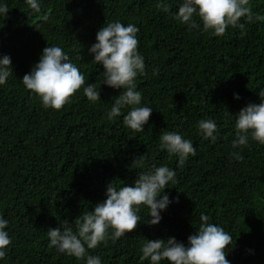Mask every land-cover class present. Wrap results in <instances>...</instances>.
<instances>
[{
    "label": "trees",
    "instance_id": "obj_1",
    "mask_svg": "<svg viewBox=\"0 0 264 264\" xmlns=\"http://www.w3.org/2000/svg\"><path fill=\"white\" fill-rule=\"evenodd\" d=\"M4 2L9 12L0 17V56L10 57L13 75L0 86V216L9 221L11 244L0 264H84L49 247L48 228L92 211L106 198L108 182L131 186L139 171L161 164L175 170L176 182L164 189L173 202L160 222L146 223L141 206L132 232L102 242L90 255L102 264H140L144 239L186 244L204 213L232 235L230 264H264V145L249 140L242 151L231 147V115L259 103L264 88V0L248 4L260 19L243 31L228 27L220 37L176 20L178 0H41L39 14L24 0ZM117 20L139 29L145 71L135 83L141 103L153 110L141 132L125 127L122 116L102 118L120 90L99 87L103 68L91 62L88 49L99 28ZM47 44L69 55L86 84L97 82L100 100L90 102L81 88L59 110L41 106L20 79ZM202 118L216 120L215 143L198 134ZM164 131L182 134L196 149L180 167L159 146Z\"/></svg>",
    "mask_w": 264,
    "mask_h": 264
},
{
    "label": "clouds",
    "instance_id": "obj_2",
    "mask_svg": "<svg viewBox=\"0 0 264 264\" xmlns=\"http://www.w3.org/2000/svg\"><path fill=\"white\" fill-rule=\"evenodd\" d=\"M24 3L34 14L41 12V0H24ZM248 4L249 0H178V10L173 16L186 24L189 30L220 37L228 27L243 31L246 23L260 19L252 13ZM162 11L169 12V8L164 7ZM8 12V5L0 0V17L5 19ZM42 18L46 20L47 16ZM138 31L133 23L123 24L119 20L105 22L96 32L95 43L88 49L91 62L103 68L98 78L99 87L103 84L120 90L111 107L104 110L102 118L111 122L122 116L124 126L135 132L144 130L153 112L151 107L141 103L142 93L135 83L136 77L145 71V58L138 51ZM12 75L10 57L6 54L0 56V86ZM20 82L39 98L45 109H61L81 88L90 102L100 100L97 82L86 84L83 73L57 45L47 44L38 61ZM257 95L259 103H248L238 113L231 115L235 120V135L231 141L233 149L242 151L249 140L264 145V88H260ZM234 98L240 99L235 93ZM125 108L127 112L123 113ZM196 127L204 140L216 142L219 131L215 119L202 118L197 121ZM105 131L108 132V129ZM159 146L169 156L177 158V167L196 152L192 141L176 131H164L159 136ZM232 155L237 159L242 158L237 152ZM175 178V170L161 164L139 171L131 186L123 184L118 187L112 181L108 182L106 198L97 203L92 211L82 212L71 224L64 220L59 227L48 228L49 247L58 253L83 260L84 264H102L101 257L90 255L88 250L97 248L108 239L115 242L132 232L141 222L138 215L141 206L148 212L146 223L158 224L162 219L161 213L173 202L164 189L175 184ZM199 220V226L187 237L186 244L174 237L144 239L140 247V264L145 261L148 264H162L165 261L167 264H230L226 259V246L232 244V235L220 225L209 222V217L204 213L200 214ZM8 225V219L0 216V261L5 259L11 244Z\"/></svg>",
    "mask_w": 264,
    "mask_h": 264
}]
</instances>
